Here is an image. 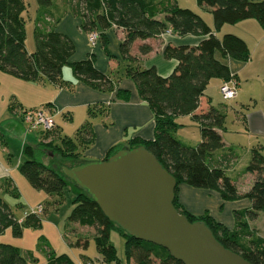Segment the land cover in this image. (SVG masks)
Returning <instances> with one entry per match:
<instances>
[{
    "label": "trees",
    "instance_id": "16d2710c",
    "mask_svg": "<svg viewBox=\"0 0 264 264\" xmlns=\"http://www.w3.org/2000/svg\"><path fill=\"white\" fill-rule=\"evenodd\" d=\"M67 1L65 10L52 13L50 9H56L55 0H36L38 9L33 31L35 51L28 53L25 47V1L0 0V71L22 81L44 82L63 88L72 85L71 82L62 80L63 68L70 66L74 78L84 81L94 89L112 92L116 84L111 77L96 69L93 56L81 61H71L75 52L74 43L66 35L53 29L56 24L54 22H58L67 12L80 19L79 28L83 33H97L104 47L105 31L111 27L123 30L125 38L120 44V53L128 61L133 59L130 51L136 40L144 41L168 31L179 37H202L194 47H165L164 58L174 59L178 63L167 78H162L155 68L126 69V76L135 84L139 97L154 114L155 136L153 140L134 139L127 145L115 146L103 160L124 148L131 150L144 147L174 177L177 185L173 205L181 215L186 216L190 223L206 225L225 249L240 255L250 264H264V236H258L249 227V222L255 221L264 212V156L257 149L251 150L245 173L253 174L254 182L248 192L240 195L236 183L225 174L228 162L222 160V157L213 162V156L224 147L220 134L224 116L213 107L201 114H194L200 97L212 79L226 82L233 78L228 66L222 62L223 59L248 61L250 52L246 43L232 34L218 39L200 16L189 9L180 8L174 0ZM197 1L200 7L211 11L214 31H219L224 25H234L250 19L257 21L264 30V1ZM160 15H163L162 19L158 18ZM49 18L54 21L53 24L48 23ZM139 51L144 55L151 48L142 46ZM9 108L13 110L11 104ZM23 112L24 110L20 117ZM104 113L102 107L97 110L95 107L88 108L87 120L75 131L73 137L60 136V130L55 125L52 131L41 132L45 139L50 137V141L25 147L23 153L26 159L19 170L33 189L48 195L61 196L70 182L62 168H72L89 161L82 156L94 140L91 120ZM190 115L200 125L201 140L194 147L183 145L176 137L179 129L176 118ZM6 184L13 197L19 199L17 189L10 188L11 181L6 180ZM181 184L217 192L223 202L248 199L251 208L235 213L236 228L230 231L207 213L195 216L183 210L177 199ZM42 212L43 208L40 213ZM40 213H30L18 222L10 206L0 198V235L11 230L14 236L20 237L23 228H38L41 224ZM69 220L95 229L98 253L106 263L117 259L115 249L108 243L110 232L115 229L125 240L127 262L182 264L173 259L167 250L127 235L107 219L85 191L76 194ZM77 246L85 248L87 242L79 241ZM0 264L27 263L19 249L0 243ZM48 264L74 263L68 256L62 255L50 260Z\"/></svg>",
    "mask_w": 264,
    "mask_h": 264
},
{
    "label": "crops",
    "instance_id": "0c3cea01",
    "mask_svg": "<svg viewBox=\"0 0 264 264\" xmlns=\"http://www.w3.org/2000/svg\"><path fill=\"white\" fill-rule=\"evenodd\" d=\"M56 1L57 0H55L56 5L54 4L56 9H50L52 13H55V11L60 12L62 9L59 8ZM37 9L34 23L37 18ZM63 10H65V4H63ZM71 17L80 20L67 12L60 17L58 22L52 21L58 24L61 21L63 22L64 19ZM158 18L162 19L163 15L158 16ZM205 23L210 27L207 21H205ZM76 25L78 28V24ZM210 28L218 39H221V36L224 34H232L242 39L248 47L250 57L247 62L235 61L229 58L222 60V62L228 66L231 75L235 78L237 83L240 85V81L243 83L258 81L264 87V73H262L264 70V30L259 23L250 19L234 25H224L218 32L213 31L212 27ZM60 33L73 39L76 44V46L74 45L75 52L72 57L73 61H81L89 56H93L94 66L103 74H107L108 71L112 72V67H118V70L122 73L124 70L121 68V65H125L124 69L128 67L139 68L140 70L155 68L162 78L169 77L178 64L174 59L164 58L163 51L166 46L194 47L203 39L202 37L191 35L179 37L168 31L163 35L144 41L136 40L130 51V56L133 59L128 61L126 58H123L120 53V44L124 41L125 33L119 28L111 27L105 31V47L101 38H99L94 48H92L89 42L87 43V33L80 35L75 30H73L71 34L68 33V31H61ZM88 44L91 47V51ZM142 46L150 47L151 51L144 55L141 54L139 48ZM32 52L33 51H31V53ZM68 71L69 70H67L65 78L70 79V82H72L70 87L59 88L51 84H45V86L48 85L49 88L40 90L35 88L36 86L34 87V83L28 82L33 86L29 84H26V87L23 86V95L18 93H13L10 96L6 94L2 95L0 99V116L2 119L0 118V122H2L4 118L5 121L9 122L8 128L10 129V134L14 133L17 135V140H19L21 144V152L22 150L24 152L27 146L34 147L41 142L50 141V137L45 139L43 134L39 131L32 132L27 130L20 117V110L22 111L27 108L31 110H42L46 115L52 116L54 120H56L61 113L63 114L64 111H71V113L68 112V117H66V119H69L70 124L68 127L69 129H73L75 134V131L87 120L88 108L95 107L97 110L102 107L105 113L97 115L91 120L94 140L83 152L82 157L85 160H103L111 148L127 145L134 139L145 141L154 139V114L147 103L139 97L135 84L126 75L125 77L122 75L120 84L116 85L112 92H106L94 89L84 81L69 76ZM223 82L224 81L220 79H212L210 81L205 92L199 99V106L194 114H201L211 107L214 108V99L210 92L220 93V86ZM117 93H120V95ZM10 104L13 110H10ZM10 112L12 115H8ZM175 122L179 125L176 137L183 145L194 147L200 142V125L192 119L191 115L176 118ZM60 124L62 126L58 127L55 122L58 131L59 129H61V131L64 130V126L66 125L65 122ZM249 125L251 134L264 135L263 115H259V113L255 112L249 114ZM61 131H59L60 136H62ZM3 133L4 131L2 130L0 133V194L4 195L0 198L9 205L6 198L13 197V194L10 192L11 189L7 187L6 180H10L12 184L10 188L15 187L19 192V199L13 197L17 203H20L22 198L31 208L39 206L40 202L44 199L43 194L41 191L33 189L27 180L20 174L19 168L24 160L20 156V159H17L16 162L12 161L13 153L9 148L11 143L7 141L4 135L5 133H9V131L6 130L5 133ZM213 157L214 162L217 161L220 156H217L216 153ZM228 166H226V168ZM246 192L248 191L242 194ZM212 197L214 198L213 201L209 202L208 199ZM177 199L181 208L187 213L195 216L207 213L216 222L222 224L230 231L236 228L235 213L251 208L250 201H245L243 205L236 204L235 201H230L228 203L223 202L217 192L195 189L185 184H181L178 187ZM226 205H229L227 209L225 208ZM224 210L226 212H224ZM21 221L22 219L18 222ZM253 222H249V227L256 233V230L252 228ZM7 231L8 230L4 233ZM257 235L262 237L259 234ZM1 237L0 235V238ZM128 263L132 264L131 261Z\"/></svg>",
    "mask_w": 264,
    "mask_h": 264
},
{
    "label": "rangeland",
    "instance_id": "374dc122",
    "mask_svg": "<svg viewBox=\"0 0 264 264\" xmlns=\"http://www.w3.org/2000/svg\"><path fill=\"white\" fill-rule=\"evenodd\" d=\"M24 1L27 6L26 12L24 13L26 28L25 47L27 52L31 53V51H35L33 31L35 27L34 19L36 16L37 2L36 0ZM174 1L176 3L178 2L177 5L180 8L189 9L193 13L200 16L204 22L207 21L210 27L213 28V17L211 12L205 7L201 8L197 0ZM65 2L68 1H56L59 8H62L61 10H63V4H65ZM48 20V23L52 24V19L49 18ZM79 23L80 20L71 17L54 25L53 29L60 32L68 31L70 34L73 33V30H75L78 34L82 35L84 33L80 30ZM76 24H78V28ZM71 40L76 46L74 40ZM88 47L91 51L89 44ZM71 61H73V59ZM124 66L125 65H121V68L124 70L122 73L118 70V67H112V72L108 71L107 73L116 85L120 84L122 75L124 77L126 75V69H124ZM67 70H69L68 75L73 76L71 67L65 66L62 71V80L64 82H70V79L65 78ZM262 73H264V70ZM26 84L30 85V83L26 81L16 79L0 71V99L4 94L8 96L13 93L23 95V86L26 87ZM45 84L48 83H34V87L36 86L35 88L40 90L48 89V85L45 86ZM210 93L213 95L214 108L224 116V123L221 130L224 147L217 151V156L219 155L222 157V160L228 162H225L229 165L225 170V174L236 183L238 193L242 194L243 192L248 191L254 182V175L245 173V168L250 161L251 150L257 149L264 156V135L251 134L249 125V114L255 112L264 116V87L258 81L248 83L240 81V85L238 83L236 98L229 101L223 100L220 93L212 91ZM26 110L31 109L27 108L24 111ZM68 112L71 113V111L66 110L54 121L58 127L62 126L60 123L65 122L66 125L64 126V130L61 131V129H59L62 132V136L73 137V129H69L68 127L70 121L69 119H66V117H68ZM8 115H12V113L10 112ZM8 123V121H5V118L2 122H0V133L2 130L4 133L6 130L9 131V133L3 134L5 135L7 141L11 143L9 148L13 153L12 161L16 162L17 159H20V156L23 160H25L26 155L23 153V150L22 152L20 150L21 144L19 140H17V135L14 133L10 134ZM47 161L48 159L46 158L45 162ZM79 192L82 191L73 187L71 184H68V186L64 188L61 196L48 195L42 192L44 199L39 204V206L43 208V212L39 214L41 219L40 226L38 228H23L22 236L20 237L14 236L12 231L8 230L6 233L1 235L2 237L0 238V243L8 244L19 249L21 256L25 259L27 264H48L50 260L62 255L68 256L74 264H129L125 258V240L117 230H111L108 242L115 249L117 259L106 263L102 260L100 254L98 253L95 241V229L91 227H81L78 223H74L69 220L74 208V198ZM3 195L4 194H0V197ZM6 199L17 221L25 218L30 213L36 212L37 206L31 208V206L26 204L22 198L20 203H17L13 197H7ZM213 199L214 198L212 197L208 199V201L211 202ZM234 201L236 204L243 205L245 201L247 202L249 200L241 198ZM228 207L229 205H226L225 208L227 209ZM224 212L226 211L224 210ZM252 226V228L256 230L257 234L264 236V212L260 213L258 218L253 222ZM79 241H86L87 246L85 248L77 246V242Z\"/></svg>",
    "mask_w": 264,
    "mask_h": 264
},
{
    "label": "water",
    "instance_id": "95a60500",
    "mask_svg": "<svg viewBox=\"0 0 264 264\" xmlns=\"http://www.w3.org/2000/svg\"><path fill=\"white\" fill-rule=\"evenodd\" d=\"M62 171L68 184L87 192L110 222L136 240L167 250L182 264H250L225 249L206 225L190 223L175 209L174 177L142 146Z\"/></svg>",
    "mask_w": 264,
    "mask_h": 264
},
{
    "label": "built area",
    "instance_id": "2783aa9c",
    "mask_svg": "<svg viewBox=\"0 0 264 264\" xmlns=\"http://www.w3.org/2000/svg\"><path fill=\"white\" fill-rule=\"evenodd\" d=\"M98 34L88 35L89 44L94 47L98 41ZM238 83L235 78L223 82L220 86V94L225 101L234 100L237 95ZM109 105V103H108ZM22 122L28 131L50 132L55 127V121L52 116L46 115L42 110H26L21 116ZM41 206H37L36 212L40 213Z\"/></svg>",
    "mask_w": 264,
    "mask_h": 264
}]
</instances>
